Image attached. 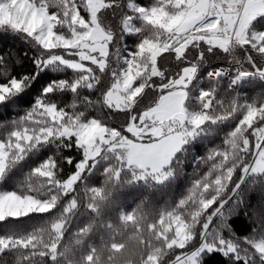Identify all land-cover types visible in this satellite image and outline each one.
Listing matches in <instances>:
<instances>
[{
	"label": "snow or ice",
	"instance_id": "snow-or-ice-1",
	"mask_svg": "<svg viewBox=\"0 0 264 264\" xmlns=\"http://www.w3.org/2000/svg\"><path fill=\"white\" fill-rule=\"evenodd\" d=\"M0 32L34 66L14 74L22 59L0 53V108L24 106L0 124V223L44 217L0 235V264H264V215L241 191L264 185V0H0ZM46 69L67 75L39 87ZM193 162L179 198L116 210L122 188ZM250 212L241 236L233 218Z\"/></svg>",
	"mask_w": 264,
	"mask_h": 264
},
{
	"label": "trees",
	"instance_id": "trees-1",
	"mask_svg": "<svg viewBox=\"0 0 264 264\" xmlns=\"http://www.w3.org/2000/svg\"><path fill=\"white\" fill-rule=\"evenodd\" d=\"M140 2H145V0H140ZM9 51L15 52L18 54L20 59H22L23 63L19 65H13V73H22L25 71H33L34 66L32 64L30 56H25L24 53L26 51H30L28 49V45L26 41L18 34H13L9 32H0V53H7ZM30 54V53H29ZM240 53L238 52L237 55ZM63 75H67V73H56L53 71L45 70L37 76V80L41 81L39 87L47 84L52 79H58ZM238 92L243 94L244 96L254 95V91H259L256 88L254 83L246 82L240 88L237 89ZM39 94V89L33 92V97ZM224 98V97H221ZM24 106H21L19 109H8V108H0V124L15 118L21 114V109ZM233 125H222L221 127L224 130H227L229 127ZM2 131V129H0ZM201 145L199 151L194 152V155H201L205 149L206 145L205 141H198ZM49 153V149L47 146L43 148H37L30 153L28 157H26L25 161L21 163V165L14 169L10 174L9 180L4 185L5 187L11 188L13 179L21 176L23 171H26L34 166H36L42 159L46 157ZM189 163H191V158L189 159ZM70 166H65V171H69ZM198 171L196 169L195 163L193 162L192 167L186 168L185 175L180 176L179 178L171 181L170 183H166L164 185H160L154 188L147 187L144 182L136 183L130 185L128 187L122 188L118 194V201L116 210L119 208H123L125 210L131 209L136 202L142 198L143 196H148L153 202L157 204H162L166 200H175L180 197V195L190 186L193 172ZM100 177L97 175L93 178L92 182L97 183ZM253 179L252 175L246 177L244 183L241 185V191L246 193V199L248 201V207L254 209L257 213L264 215V185H257L255 191H249V181ZM115 211V210H114ZM252 216V213H249V216L246 217L241 213V215L233 218V227L237 231V233L241 236L246 235L252 231L253 225L255 223L254 220L249 219ZM44 219L43 215H31L29 217L20 218L19 220H9L7 223H0V235H4L10 231L16 230H30L33 225H39V223ZM204 264H226L225 258L219 252H213L211 255H208L204 259ZM237 264H241L240 261H237Z\"/></svg>",
	"mask_w": 264,
	"mask_h": 264
}]
</instances>
